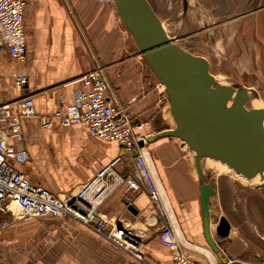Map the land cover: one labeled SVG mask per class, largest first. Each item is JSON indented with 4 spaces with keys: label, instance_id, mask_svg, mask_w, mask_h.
Returning <instances> with one entry per match:
<instances>
[{
    "label": "crops",
    "instance_id": "0c3cea01",
    "mask_svg": "<svg viewBox=\"0 0 264 264\" xmlns=\"http://www.w3.org/2000/svg\"><path fill=\"white\" fill-rule=\"evenodd\" d=\"M177 3L174 22L155 10L169 38L204 57L215 78L264 93V0ZM166 19L168 28L164 26ZM23 34L22 62L6 49L0 52V102L13 103L27 96L33 99L37 117L19 121L21 145L29 157L24 164L15 165L31 185L43 186L60 197L69 196L118 156L121 162L115 169L121 177L135 172L130 156L116 143L91 137L84 126L63 127L57 120H52L50 128L41 126L40 117H49L74 103L78 87L74 81L92 68L103 69L108 100L127 107L133 123L143 124L136 132L150 136L175 128L164 87L139 58L112 0H27ZM188 41L191 49L180 43ZM13 73L27 80L21 91L13 86ZM12 111L16 113L18 105ZM145 146L172 221L181 238L197 250L182 249L192 261L209 264L211 252L203 235L193 154L175 137H161ZM205 180L216 191L209 201L211 236L215 238L216 221L224 216L231 230L222 251L229 261L264 264L263 205L241 203V207H234L233 203V207H223L219 190L206 176ZM161 211L153 207L143 189L131 192L125 186L99 207V214L112 225L130 226L137 235L146 237L140 250L142 261L113 248L75 221L40 218L0 233V264H171L168 248L157 239L163 227L171 228L162 203ZM211 259L222 264L212 253Z\"/></svg>",
    "mask_w": 264,
    "mask_h": 264
},
{
    "label": "built area",
    "instance_id": "2783aa9c",
    "mask_svg": "<svg viewBox=\"0 0 264 264\" xmlns=\"http://www.w3.org/2000/svg\"><path fill=\"white\" fill-rule=\"evenodd\" d=\"M27 0H0V52L22 62L25 54L23 12ZM103 69L95 67L82 73L75 81L74 103L59 108L49 117H40L41 126L50 128L52 120L61 126H84L91 137L116 143L129 155L135 172L126 178L116 172L121 156L101 167L96 175L69 196L60 197L43 186L31 185L15 165L24 164L28 153L21 145L20 119L35 118L33 99L29 96L13 103L0 102V233L20 222L40 218L75 221L101 237L115 249L142 261L140 250L145 236L137 235L132 227H117L103 218L98 210L118 188L135 192L143 189L153 207L161 211L160 197L141 153L139 143L146 145L147 135L136 132L143 124H135L127 107L113 105L106 97L108 85ZM15 90L21 91L27 80L12 74ZM18 105L14 113L13 107ZM129 202L128 198H125ZM157 239L168 248L171 264H198L184 252L170 227H163Z\"/></svg>",
    "mask_w": 264,
    "mask_h": 264
},
{
    "label": "water",
    "instance_id": "95a60500",
    "mask_svg": "<svg viewBox=\"0 0 264 264\" xmlns=\"http://www.w3.org/2000/svg\"><path fill=\"white\" fill-rule=\"evenodd\" d=\"M112 1L139 55L164 87L175 123L172 130L148 136L146 143L175 137L193 154L205 243L222 264H233L222 251L231 230L227 219H217L215 238L210 233L209 201L216 191L205 180L202 161H218L247 180L259 175L264 190V108L248 109L247 102L256 94L253 89L220 83L204 57L191 54L170 39L148 0ZM139 147L178 242L186 250H197L181 238L147 148L143 143ZM211 253L208 261L214 264Z\"/></svg>",
    "mask_w": 264,
    "mask_h": 264
},
{
    "label": "rangeland",
    "instance_id": "374dc122",
    "mask_svg": "<svg viewBox=\"0 0 264 264\" xmlns=\"http://www.w3.org/2000/svg\"><path fill=\"white\" fill-rule=\"evenodd\" d=\"M148 1L152 5L153 9L156 10L157 14H159L162 18L168 15L170 18L169 21L171 22L172 21L174 22V20L176 21L177 12H178L176 7L179 5L177 3L178 0H148ZM180 10L181 9L179 8V11ZM167 23L168 22L166 19L164 21L165 28H168ZM180 43L189 49L192 48L191 41H188L186 43L185 42L183 43L180 42ZM203 53L207 54V52H203ZM138 56L141 60H143V58L139 54ZM216 79L220 83L225 82L224 80H221L219 78ZM254 102L257 104L259 108H264V93L261 92V93L252 94L250 100L246 104V107L248 109L254 108V106L252 105ZM186 150L189 152L187 148ZM207 160L212 161L209 159H205L202 161L203 171L208 181L213 183L215 188L219 190L220 192L219 197H220V201L223 202V207H233V203L236 204L234 207H241V205L242 204L245 205V203L248 204L251 203L254 207H257L258 205L261 204L264 207V198H261L264 197V190L261 189L260 184H255V183L242 184L240 180H236L232 176L231 170L226 171L225 172L226 174H219L216 168L213 165L209 164ZM215 163H217V165L219 164L218 166H221L219 162H215Z\"/></svg>",
    "mask_w": 264,
    "mask_h": 264
},
{
    "label": "bare ground",
    "instance_id": "6f19581e",
    "mask_svg": "<svg viewBox=\"0 0 264 264\" xmlns=\"http://www.w3.org/2000/svg\"><path fill=\"white\" fill-rule=\"evenodd\" d=\"M253 106H254V108H256L257 109V104L254 102L253 104H252ZM257 106V107H256ZM259 108V107H258ZM210 160V159H209ZM208 161V160H207ZM214 160H212V161H208L209 162V164H211V165H213L215 168H216V170L218 171V173H225L226 171H230L231 169H229L225 164H221L220 162V164H221V166H218L217 165V163H215V162H218V161H215V162H213ZM217 166H216V165ZM232 171V170H231ZM232 176L236 179V180H240L241 182H242V184L244 183V184H247V183H255V184H262L263 182H261L260 181V178H259V175H257V176H255L254 178H252V179H250V180H247V179H245L244 177H242L241 175H239V174H236V173H234L233 171H232Z\"/></svg>",
    "mask_w": 264,
    "mask_h": 264
},
{
    "label": "trees",
    "instance_id": "16d2710c",
    "mask_svg": "<svg viewBox=\"0 0 264 264\" xmlns=\"http://www.w3.org/2000/svg\"><path fill=\"white\" fill-rule=\"evenodd\" d=\"M151 5V4H150ZM151 7H152V5H151ZM152 9H153V7H152ZM154 10V9H153ZM154 12H155V10H154ZM157 15V14H156Z\"/></svg>",
    "mask_w": 264,
    "mask_h": 264
}]
</instances>
